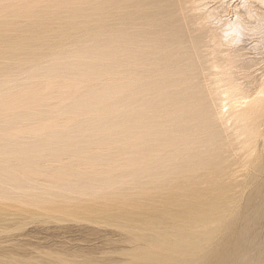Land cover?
<instances>
[{"label":"bare ground","instance_id":"obj_1","mask_svg":"<svg viewBox=\"0 0 264 264\" xmlns=\"http://www.w3.org/2000/svg\"><path fill=\"white\" fill-rule=\"evenodd\" d=\"M25 1L17 0V2H20V5H22L21 3L22 2L24 3ZM58 1H60L61 3L59 2L57 3V1L56 3L54 2L52 5L45 3V9L48 8L47 10L49 11L51 10L50 7H52L53 11H51V13L54 12L55 17L57 16L55 20L58 18L56 20L57 21L56 23L55 21H53L54 23L52 24V26H48V24L51 25L49 22L48 24L46 23L48 20L52 21L51 20L52 18L46 19V17L44 18L43 16V14H45L47 11L45 10L44 13L41 15L42 18H44L42 19L39 15L40 13L38 12V8L36 10V14L31 13V15H33L34 21H32L33 19L29 17L32 22L30 21V19H28L29 21L28 20L27 21L31 23L27 24V26L21 25L23 22H20L19 24V22H17L18 21L17 19H19L20 16H21L20 18H23L24 15H21L22 13L19 15L20 13L19 12L18 13L19 17L17 18V12L19 10L21 11V8H22V6H20V9L18 7L15 8L14 5L16 4H17L16 6L19 5V3L17 2L16 4L14 3L13 5L14 8L17 9L15 10L17 12L12 11L14 8H12V10L9 11V12H12L11 15H13V12L16 13L15 16L17 19L15 17L13 18L14 15L12 17L10 15V19L12 18L13 21L8 19L11 22L9 21L6 22L4 20L5 19L7 20L6 16L7 15L9 16L10 13L8 14L7 12L6 14V12L3 11L5 13L4 15V13L0 12V86L1 88L10 87L8 84L15 81V79H12L14 77H16V81L18 82L17 77L19 75L22 76V74H24L22 71L26 68H27V71L24 70V72L29 73V71H31L32 69L30 70L28 65L33 64V63L38 64L39 72L38 74H35V71L33 70L35 75H32V77H31V73L29 74L30 75L29 79H32L31 81L36 82V84L37 83L40 84L41 80L49 81V80H52L53 78H56L57 81L54 80L53 82H56L57 84L58 79L60 78V76H58L59 78H57L56 76L58 74V73L56 74V71L58 69H64L63 70L64 72L66 69L69 70L72 66L75 65L74 68H71L72 70L71 69L70 70L72 72L73 70L76 69V71H73L74 75L76 74L77 77L81 79V78H85L86 75L90 73L88 71L89 68H94L95 73H96V70H95L96 68L98 72L100 70L101 74H104L101 71L102 68H104L101 63L102 61H105V60H107L106 62H110L109 67H107V69L104 68L105 70L103 71L105 72V74H108L109 77L111 76V78H107L109 79L107 81L108 83H110V85L107 84V81L106 82L101 81V82L106 83L112 88H114V86L117 84L116 81H118L120 86H122L121 83L123 84L128 83L126 84L127 86L123 85L124 87H121V88L118 86L120 88L118 92L119 94H122L123 92L124 94L127 93V96L125 97V99L127 100L126 102L128 104L127 103L125 104L128 105V108H125V107L124 108H125V111L129 109L131 113V116H129L128 119H125L128 121L124 120V117L121 116L122 113L120 114V112L118 111L116 107V105L119 104L117 100L120 101V99L118 98L120 97L119 94H118V97L115 99L117 104L114 105L115 103L114 99H113L114 101L111 99L112 102L109 101L110 99L109 97H111L110 95H104V92L101 90V92L103 93L102 95L103 97H101L100 95L98 96L94 92L95 89L93 90L89 88L88 86L89 82H87V86L92 92L91 91L86 92L87 90L81 91V89L85 87L87 88V86H84L82 88H79L78 86H76L78 88H75V89H77L78 91L80 89L81 92H84V93L86 92V95L83 98H81L79 101L71 99L72 101L70 100L69 101L70 104H69L66 101V99L69 98L70 95L69 97L65 96L67 97L65 98V102H67L68 104L67 106L65 105L62 106L60 101L61 99L63 100V98L61 96H56V97H58V99L60 98L59 100H57V102L59 101V106H62V107L65 106L64 107L65 112H62V114L64 113H68L69 115L71 114L72 115L71 118H72V117H76L75 115L79 116V114L74 113L77 111L78 108H80V110L82 109V111L85 110L88 112L87 113L88 117L83 122L81 120L82 117L81 118L79 117V119L72 118L73 119L72 122L77 120L76 122H78V124L75 123V125H78L77 127L80 128L79 130L81 129L84 130V136H86L88 140V141L85 140L88 143L85 145V147L89 148L88 146H90L91 148V149L89 148V152L86 151L87 149H85L84 151V153L87 152L88 155L92 152V149H93L92 145H94V142L96 144H100L97 146L94 145L96 149H98L99 146L102 145V142L104 140L106 142V145L103 144V147L107 146L108 148L107 144L109 143L111 144L112 138L117 136L116 134L114 136V133L112 132L113 130L112 127L110 128V126H108L109 120L108 121L106 120L107 117L105 118V115H104L105 113L103 114V112H107L108 116L112 117L116 122L126 127L127 132L126 131L125 132L127 135L126 136L127 140H126V144L124 145H127V147L126 146L125 147L129 150V153L131 156H130L129 161L128 162L126 161L127 165H122L124 166L123 169L121 168L122 167L121 166L118 168V170L116 168V170L119 171V169H121L122 170V171L120 170L122 172L121 174H124V173L128 174V176L124 175L126 176V178L130 176H134L137 182L143 177L144 178L146 177V181L149 179L148 182L146 183L143 182L144 183L143 186H145V192H146L145 195L147 194L148 190H151V191L153 190V194L152 192L151 194L155 196L156 200L159 203L162 204L161 208L154 209L153 212L150 215L147 214V216H145L146 214L144 213V211H146V209H149L147 208L149 207V204H145V202L144 204H141V203L136 202L135 200L124 204V206L126 205L128 207H132V208L139 210V212H142V215L144 217L143 216L139 217L138 216L139 212L135 214L132 211L122 213V214H112L110 211L106 212L105 217H107V219L124 220L127 227H128V224H130L129 229H130V234L132 235V236L130 235V237H133L131 239H134L137 242V244L138 242H140V244L144 242L146 243V244H141V245L138 244L137 249L136 247L134 248L135 250L134 254L132 253L134 250H131L132 252L129 251L132 254V255L130 253L128 254V255H131L132 257V261L130 264H264V179L261 180V177L264 174L263 173L264 163L263 164L261 163V161L264 160L261 157V154L264 151V56L257 57L251 52H245V50L250 47V42L245 41V43L241 46V48L237 49L235 52V54H242L244 56V58L239 63L236 64V61L232 56H229L227 53L222 51L218 46H215L212 42L213 33L209 29L204 27L203 22H202V13L200 12V5L203 3V0H95V3L97 2L96 6L92 5L94 3L93 0H92L93 3H91V0L90 1L89 0H86V1L85 0H62V1L58 0ZM9 2L11 3L12 0ZM9 2H6L7 7H9L8 5L10 4ZM32 2H35V1L30 0L29 2L25 3L26 4L25 8L28 7V9H31L29 8V5H32L33 4ZM40 2L41 0H39V4ZM209 2L212 3L213 8L220 9L222 13L224 11H229V12L232 11V9H229L227 5H223L220 2V0H209ZM50 3H52V0L50 1ZM74 3H76L77 5L80 4V6L83 3L82 5H85V6H81L82 7L81 8L78 5L80 9L77 7L78 9L75 10V8L72 9L73 8L72 6H74L73 5ZM34 4L32 6H34ZM47 4L49 5V7L46 8ZM238 5H239V0H237V3L235 5H233V8L238 7ZM255 6L259 10L260 14L264 15V6H261L259 4H256ZM36 7H38L37 3L35 4V8ZM4 8L6 9V6ZM43 9L44 7L42 8V10ZM24 10H27V9H22L21 12H25ZM31 10H29V12ZM0 11L2 10L0 9ZM91 11H92V14L90 16ZM74 12L78 13L77 16L74 14ZM72 13L74 15L70 16V14ZM240 14L244 15L243 9L240 10ZM28 15H25V17L23 18L25 19L24 20L25 22H26V17H28ZM48 15H50L48 17H51V15L53 14L49 13ZM14 19L16 20L14 21ZM40 20H45V22H42ZM20 21H22V19H20ZM4 24L8 25L9 29L11 27H14V30H12V32L9 31V29H6L4 27ZM19 25L23 27H20ZM196 30H197V33H194L193 31H196ZM190 33H193L195 34V35L192 34L193 36H198V37L185 38L184 34H188L191 36ZM188 43H190L191 45H194V51L192 54H188L190 52L189 51L190 49L186 50V48H188L187 46H190L188 45ZM68 45H71V47H68L70 50L67 49ZM184 51H187L188 53L185 54ZM201 51L202 52L205 51V53L207 52V54L199 57L198 54L200 55ZM71 60L74 61L73 64ZM202 60H204L203 62L204 65L202 64ZM187 62L188 63L190 62L189 64H192L191 70L186 69L185 66L187 65ZM37 64L35 66H37ZM69 65H72V66L69 67L68 69ZM30 68H33V66L30 65ZM6 70H8V73ZM205 71L206 73L208 72L205 75H209L208 77H210V82L207 80L208 82L207 86L208 87L210 86V87L209 89L207 86L205 87L207 88V90H205L201 85V82L202 81L204 82V80H201L202 73ZM64 73L67 75L68 71ZM64 73L62 74V78L65 75ZM70 75L71 73L67 75L68 78L70 77ZM76 75H75V78H76ZM24 76L26 77L27 75L24 74ZM112 76H115V80L118 78L116 81H114L116 84L111 83ZM19 77L18 79L20 80L21 77L20 78ZM104 77H102L103 80H104ZM10 78L12 80H10ZM22 78L28 80V78H24L23 76ZM89 78H91V76L88 77L87 75V77L84 80L88 81ZM71 79L68 80V83L71 82ZM73 79L72 81L74 82ZM97 79L99 78L97 77ZM27 80H22V81L20 80V81L25 82L23 85L30 86L28 85V82L30 80L26 84ZM84 80L83 82L82 81L80 82L82 83L81 85L84 84ZM63 81H60L62 82V85L61 83H58V86L61 85L60 90H61V87L63 86ZM66 81L64 82L67 83ZM92 82L94 83L95 81H92ZM15 83L16 82L11 83V84L14 85ZM18 83L19 84L16 83V85H14L16 88H17V85H22L20 82ZM47 83L46 85H48ZM80 83L78 82V84ZM96 83L98 85V82ZM36 84L33 85L34 88L36 86L40 87L41 85V84L40 85L38 84L36 85ZM75 84L73 86H75ZM106 84H102V85L105 87ZM181 84L182 86L183 84H187L188 88L184 90V88L181 87ZM53 85L54 83L52 84V86ZM14 86L11 88L12 89L15 88ZM101 86L95 87V85H93V87L99 88V89L101 88ZM177 86H180L179 89L182 88L184 90V91L182 90L183 93L178 94V91L176 88ZM26 88L24 89L23 87L21 88V90L22 89L26 90ZM47 88H44V90L45 89L47 90ZM117 88H115L116 89L114 92L115 96H117L116 95L117 90H118ZM12 89L10 91L11 93L13 91ZM19 89L17 90L14 89L16 92L15 91L13 92L17 93ZM41 89L42 87L39 88V90ZM67 89L69 90V88ZM71 89L73 90L74 87ZM75 89L74 91H76ZM35 90H38V88L36 87ZM60 90H58V92H61ZM3 91L5 92V90ZM30 91L32 92L33 89ZM54 91H56V89ZM78 91L74 93L78 94ZM19 93L20 92H18L17 94ZM38 93L42 95L41 92H38ZM52 93L49 92V94H52ZM55 93L57 94V92ZM67 93L70 94L69 91ZM8 94L6 95L4 94V95L7 96ZM47 94L48 93H46V95ZM80 94H82L83 96V93H80ZM12 95L13 94H11V96ZM27 95L24 96L23 94L22 96L27 97ZM47 96L49 99V95ZM106 96H109V97H107L106 99ZM8 97H10V95H8ZM43 97L47 98L46 96H43ZM1 98L2 97L0 96V99ZM20 98H17V99L13 98V100L11 99L12 101L10 103L18 107L27 105L25 107H28V108L34 105V101H32L34 98L33 99L30 98L32 100H27V101L26 100L22 101ZM45 98H42L44 105H42V101L40 102L41 104L39 102L37 103V105L38 104L42 105L41 107L38 105V109L40 108L42 109V107L43 109L45 108L46 101L44 102L43 100ZM75 98L76 97H74V99ZM5 99H8V98L6 97ZM26 99H28V97ZM53 99H56V98H53ZM76 99H79L78 96ZM125 99L121 100V102L125 101ZM37 100H39L38 97H37ZM53 101L54 103H52V101H48V102L49 103L51 102L50 106L54 104V108L56 109H52L51 107L48 106L49 104L47 103L48 105L46 106L47 108L45 110H47L48 107L50 108L49 111H51V109L54 111L57 110V107L55 106L58 105V103L55 102L56 100H53ZM6 104L8 103L6 102ZM62 104H65V103L63 102ZM13 105H11L12 106L11 108L15 109ZM37 105L35 104L36 107ZM64 108L62 109L63 111H64ZM124 108L122 107V109ZM16 109L14 113L19 111V113H22L20 115H23V112L26 114L27 110L31 111L34 108L33 109L26 108V110L24 108L23 111L20 110L19 108H18L19 110H16ZM45 110H41L38 113L39 114L41 113V116H42V111H45ZM3 111L4 110H2V112ZM30 111L27 112V115L29 116L28 118L31 120L32 117H30L29 114L32 113L33 111L32 112ZM49 111L48 112L45 111V112L50 113ZM58 111H56L57 115H58ZM125 111H124L125 114L123 113L124 116L126 115ZM35 112L36 111H34V113ZM38 113L36 112V114ZM53 113L51 112L48 117L50 118L51 114L54 115ZM6 114H8V116L11 115L8 112ZM179 114H180V117H178ZM4 115L3 117H5ZM27 115L23 117L24 119L26 118L25 122H28L29 126L33 125L35 121L33 122L30 121L31 123L29 124V119L27 118ZM47 115L48 114H46L44 117L48 120ZM41 116L39 118H43V116L42 117ZM186 117H189V119L186 120L187 124L184 125L183 129L181 127H180L181 129L178 128L179 130H181V132L175 131L174 125L178 124L179 122H184L185 119H187ZM6 118H7V115H6ZM21 118H19V116H15V117L13 116L12 120H8L6 122L12 121L13 123L14 120L16 122V120L18 119L20 120ZM33 118H35L34 115H33ZM45 118H43V120L41 119L42 122L44 121L43 123H45V120H46ZM69 118L67 119L69 120ZM1 119L3 118H0V120ZM57 119L59 121L62 120V118L60 117L59 119L58 116L56 120ZM38 120L41 121L40 119ZM194 120H197L201 124L198 130H196V126H193L190 124V122ZM1 121L0 123L2 125L4 120L3 122ZM63 121L64 120H62L61 122ZM79 121H81V123H79ZM212 121L214 123V126L215 125L217 126V124H220L224 126L225 128L229 127V129H227L228 133H225L226 129H224V127H222L223 129L221 130H219L220 127H217V128L219 132L221 131V133L223 132L222 130H225L224 132L225 134L223 133L224 136L221 134L220 138H222V136L228 137L226 139L231 138L232 143H230V145H233L234 148L236 146V149L234 150V152L236 151L235 154L237 153L236 155H238L240 158L239 159L237 156L238 161L240 162V160L242 159L241 161L243 162V159H245L244 161H247L248 159L250 161L248 163L250 164L255 159L257 161L255 165L257 167V171H259L258 173L260 174L263 173L262 176L261 175L259 176L260 179L257 176L256 177L258 179H254V182L255 180L257 181L261 180V183L257 187L254 186L256 187V191L254 190V188H253V191L250 190L249 196L252 194V192L254 194L247 199L245 205L243 206L239 204L240 199H237L236 195L232 194L234 192L232 191V188L235 187V186L233 187V183H232V180L235 178L232 175V173H234L232 169H235L234 167L235 165L233 163H235L237 160H236V157L234 158L235 156L234 153H233L234 155L233 154L231 155L233 151L231 152L230 150L234 148L232 147V149H230L231 146L229 148L228 147L225 148L227 151L231 152V153L228 152L230 156L228 155V153H227V156L226 154L224 156L221 153L219 154V152L217 154L213 153L209 156L207 154L211 152L210 147L213 146L215 147V149H217L216 146L217 145L219 146L218 142H221L222 140L218 141L217 139L218 136L216 135L217 133L215 132V130H214L215 134H212L211 133L212 131L210 132L211 136H207L209 132L208 134H205L204 132L203 136L204 137L207 136L206 138L201 137L200 134H199L200 138H198L197 136L198 135L197 132L200 129L201 131H205L202 129L205 128L207 125H209L208 123L210 122L212 123ZM22 122L21 123L24 126V121ZM50 122L53 123L52 121ZM67 122L68 121H66L65 123ZM46 123H48V121H46ZM7 124L4 122L3 125L8 126ZM25 124L26 126H28L27 123ZM179 126L181 125L178 124V127ZM10 127L8 129H12L11 131H13L14 127L13 128L12 127L10 128ZM37 127L38 128H35V130H32L31 128L32 131H30V128L28 127L29 132L25 136L28 135L29 137L27 136L28 139L21 138L22 140H18L19 138H17V136L11 132H10L11 134H9V132H7V128H5L7 134L2 133V132L0 133V182L3 187L6 183L8 184V178L10 177L9 175L10 173H12L10 172V166H11L10 160L11 159H19V163L17 164L18 162L17 161L16 163H13V165L17 164V167H18V169L16 168L17 171L20 170L21 171L20 173L23 174L25 170L26 171L28 170L26 168H28L29 165L31 166L33 165L32 167L35 166L37 171L43 170L45 165H44V162L42 161H44V158L46 160L48 159L47 164H49L51 156L53 154L63 159L62 160L63 162L65 161V159L68 160L67 158L71 152L72 153L78 152L76 151L77 149L75 150L76 145H73L71 142H69L70 137H72L71 139L74 140V137H73L74 135L71 136L70 135L71 131H67L68 128L66 127V124L58 123L57 125L56 124L52 125V127H50L52 129L50 130L49 128V132L47 131V129L46 130L44 129V128H47L45 126L44 127L37 126ZM40 127H43V130L47 132L43 133L44 132L43 131L41 133ZM68 127L70 128L71 126H68ZM117 127L118 126H116L115 128ZM3 128L4 127L2 126L1 129ZM217 128H216V131H217ZM20 129L23 130L22 127ZM70 129L72 130L73 128L71 127ZM193 129L194 131L192 132V134L195 133L194 136H197V138L188 139V137H186V133L188 131H190L191 133ZM25 130L26 129H24L23 131ZM15 132H17V130H15L14 133ZM25 132L23 133L25 134ZM74 132L77 133L79 131L76 130ZM99 132L101 133L103 132L102 135L101 133L99 134ZM114 132H115V129H114ZM120 132L122 133V131ZM21 133L19 135H24ZM96 133L99 134L100 136H103L105 134L106 137L108 135L110 140L107 139L108 137L107 138L105 137L106 140L104 138L103 140H101L102 142L99 139H96V141L97 140L99 141V142L97 141L98 143L96 141L94 142L91 141L90 138L92 139V136L96 137L97 135ZM77 134L79 135V133ZM99 135H97L98 138L100 137ZM212 135L214 136L216 135L217 138L216 136L214 137ZM81 136L79 135V138H81ZM40 138L41 140L43 139V145L41 146V149H38L40 151H38L36 146H38L39 143L36 144L35 139H39L38 141H36V142H39ZM79 138H76L75 140L76 142L78 139V147L81 145L79 142L80 141L82 142L83 140V138L82 140H79ZM100 139H102V137ZM223 139L225 140V138ZM107 140H109V143H107L108 142ZM123 140L124 139L122 137L121 138L118 137V140L116 138L115 141L120 143V141L122 142ZM33 143L35 145V150H37V153L34 154V156H36L37 159L36 160L33 159L35 160L34 162L28 159L31 162H28V161L26 162L25 161L26 158H29L30 156V151L31 150L35 151L33 147L34 145L31 146ZM59 143L64 144V145L60 146ZM113 143L115 142H112V144ZM119 143L117 145H120ZM122 143H121V146L123 147ZM223 143L228 144L227 142H223ZM223 143L220 145L221 146L224 145L223 146L224 148L225 144ZM179 144H182L181 147L184 145V147L181 148L180 150H177L176 147L179 148L180 147ZM214 144H217V145L214 146ZM83 145L81 146L84 147ZM114 145L115 144H113V146ZM29 146L32 147L31 150L28 148ZM58 146L63 147V148L60 149V147ZM121 146L119 148H122ZM103 147H100L102 152L105 151V148L103 149ZM71 148H72V151H71ZM84 148H82V150ZM79 149H80L79 150L80 152L81 147ZM93 150H95V148ZM98 150L96 151L97 153L99 151L101 152V150L99 151ZM115 150L116 148L114 150L108 149L107 152L108 153L111 152L110 154L111 156ZM226 150L225 151L222 150V151L227 152ZM46 153L48 155L49 153L51 154L50 158H46V156L48 157ZM68 153L69 155L67 156V158L64 159V157ZM94 153L92 152L90 156L87 155L88 158L84 156L85 161H89V163L94 162L96 164L97 161L95 162V160H92L96 156L95 155L92 158V155ZM118 153H121V152H118ZM44 154L45 156H43ZM76 154L77 153H75V155ZM78 154H77L78 157L82 156V159H84L83 155L85 154L82 155V152ZM102 154L99 156L97 155L96 159L97 157H99V158H102L101 160L103 161V159L107 155L104 157ZM205 154L208 157L202 156V155L205 156ZM71 155L69 156V158L71 157ZM75 155L72 156L71 160L73 159ZM110 156H107V157L111 159V157L114 155H112L111 157ZM57 157L52 158V159H57ZM60 158L58 159L59 161H61ZM79 158H76V159H78L77 162L80 163L79 160L81 158L80 159ZM251 158L252 159L254 158V159L252 160ZM232 159L236 160L235 162L232 163L233 165L231 164V161H234ZM71 160H69V162H71ZM116 160H115V163L117 162L118 163L120 162V164L123 163L122 159H121L122 163L120 160L117 162ZM83 161L81 160V162ZM106 161L108 162L109 160L104 159L105 163H107ZM109 162H108L107 168L112 166L109 164ZM239 162L237 163L238 165H239ZM84 163L85 162H83V164L81 163L80 167L84 165ZM50 164L49 166L52 165ZM101 164H97V165H101ZM244 164L246 165L247 163L244 162ZM249 164H247V166ZM90 165L88 166L90 167ZM231 165L234 168L233 167L231 168ZM72 166H75V164L71 165V167ZM88 166L85 165V168H87ZM103 166L101 168L102 171L99 169H98L99 171H96V169L93 168V170H95L94 172L93 171L86 172V175L88 174V177L90 176L89 174L92 175V173H94L93 174L94 177L90 176L93 178L92 179L93 182L82 184V181L78 182V180H76L77 184L78 183L81 184V185L79 184L80 186L78 187L79 191L77 190V188H74V187L72 188H74L77 191V193L83 192L84 197H85L84 192H88V191L90 192L92 190H96L97 188H98L97 190L100 189V191L101 190L103 191V186L105 185V182L109 184L111 183L110 181L115 180V179H112L114 178L113 175L110 176L111 171L115 169L114 168L111 169L110 167V169H108V171L106 172H109L108 176L112 178L108 180L107 179L108 176L106 175L107 177L104 179L105 180L107 179L109 182L103 181L102 173L104 172L105 169L107 170L106 166L105 168ZM249 166L247 168H249ZM253 166L251 164V167ZM54 167L55 166H53V168ZM92 167L97 168L98 166H94L93 164ZM53 168L48 169V172L50 173V170ZM55 168L53 169L51 173L57 172V170L55 171ZM76 168L79 169L78 165L76 166ZM12 169L13 170L11 171H15L13 167ZM63 169H65V167ZM63 169L61 171H64ZM77 169H76L77 174L83 173L82 171L84 169L83 170L82 169L77 170ZM253 169L254 168H252L251 170L253 171ZM235 170H237V168ZM261 170H262V173H261ZM117 171L116 172L113 171V174L117 173L119 175H116V176H120V172L118 173ZM65 172H68V171H65ZM239 172L240 170L238 169L237 175H239ZM42 173L43 171L40 174ZM236 173H234V175ZM14 174L16 175V171ZM67 174H69V172ZM67 174H65V176ZM247 174H248V171H247ZM56 175H54L55 178H56ZM61 175L59 173V180H60ZM82 175L83 177L86 176L85 174H81V176ZM12 176H13V173H12ZM21 176L23 178V175H20L19 178ZM122 176L123 175L120 176V179H122L121 178ZM170 176H175L176 178L171 180L169 178ZM164 177H168L169 181L166 178L167 182H165ZM237 177L240 179L239 176H236L235 179H237ZM15 178L16 177H13L14 180L13 179L11 180L13 184H14V181L18 182L16 183L18 184L17 185L18 188H21L19 187L21 183L23 184L25 183L29 186L33 185V184H29L32 181V179L27 178V175H26V179L24 178L25 180L24 182L20 181L22 178L20 179L16 178V180ZM126 178L124 177V179ZM202 178H203V182H199ZM215 178L219 179V182L217 181L218 183L214 182L213 179ZM11 180L9 181L10 183H11ZM59 180L58 182L57 180H54V181H56V184H58V183H61V181L59 182ZM64 180L62 181V183L64 182ZM51 181H50V185L52 184ZM127 181L123 182L124 186L127 185L126 183ZM19 182L21 183L19 184ZM248 182L249 180H247V184L250 185V183ZM254 182L252 183L255 185L256 182L255 183ZM10 183L9 185H12V183L11 184ZM39 183L41 182H38V184ZM153 183L155 184L157 183V186L152 185ZM25 184L22 187H25L27 189V187L29 186H25ZM64 184L65 186L68 187L67 181H65ZM115 184H117V181ZM257 184L258 182L256 183V185ZM60 185L61 184H59V186L57 187H59V190L61 191L64 185H61V186ZM139 185H142V182L139 183ZM150 185L152 188L151 187L148 188V186ZM244 185L246 186V184ZM35 186H38V185H35ZM35 186L33 188L38 189V187L40 188L42 185L38 187H35ZM71 186L69 187L71 188ZM108 186L110 187V185ZM250 186L249 188L248 187L247 188L252 189V186L251 187ZM12 187L10 188L13 189ZM44 187L46 188V186ZM15 188H16L15 189L16 192L20 191L18 190L17 187ZM33 188L30 187L29 189L32 190ZM42 188L41 190H43ZM107 189H111V188H107ZM146 189L148 190L146 191ZM75 190L73 192L72 189H69L68 192H73V194H76ZM161 190L162 191L168 190L169 194L168 193L167 195L162 194ZM12 191L14 192V190ZM33 191L34 193L30 195L32 197L34 195L35 197V190ZM45 191L43 192L44 194H46ZM67 191L65 190V193L68 194ZM113 191L114 190H112V192ZM154 191H156L155 194H154ZM105 192H103L102 195H104ZM38 193L40 192H37V195H39ZM43 193L41 192V194ZM59 193L61 194L62 192H59ZM148 193L150 194V192ZM157 193L161 194L159 198L157 197L158 196ZM3 194H6V193H2V195ZM17 194L18 192L15 193V195ZM52 194L56 196V192L54 193L52 192ZM127 194L131 195V193H127ZM30 195H29V198L31 197ZM98 195H101V194H98ZM105 195L106 197L107 195L108 196L111 195V197L114 196V195L112 196V194L110 195L105 194ZM120 195L122 194L120 193ZM162 195H165V196H162ZM87 196H90V195L87 194L86 197ZM26 197H28V195ZM47 197H49V195ZM1 198H4V197L2 196ZM39 198L42 199L41 195L39 196ZM113 198L115 199V196ZM238 198L240 197L238 196ZM13 200H16V197ZM39 200L38 202L39 204H41ZM146 200L151 201V199H146ZM45 201H46L45 203L50 202L49 199H48V202L46 199ZM146 232L148 235L146 234ZM148 232H150V234ZM133 246H134V243H133ZM128 258L129 260L131 259L130 256H128ZM111 262L112 261H110V263ZM103 264H105V262Z\"/></svg>","mask_w":264,"mask_h":264},{"label":"rangeland","instance_id":"obj_2","mask_svg":"<svg viewBox=\"0 0 264 264\" xmlns=\"http://www.w3.org/2000/svg\"><path fill=\"white\" fill-rule=\"evenodd\" d=\"M9 1H11V0H9ZM9 1H7V0H5V2H4V0L2 1L1 0V2H0V9L2 10V11H0V12H2V13H4V12H6V14H7V12H8V14H9V16L7 15L6 17H7V20L5 19H3L4 21H9L8 19H10V15L12 14V12H9L10 10H12V8H14V6H15V8H19L20 9V6H22V8H21V11H22V9H27V10H24L25 12H21L19 9V11L17 12V11H15V10H17V9H13L12 11H15V12H17V18L19 17L18 16V13H19V15L21 14V15H24V17H25V15H31V13L33 14V13H35L36 14V10H37V8H38V12L40 13L39 15H40V17L42 18V14L44 13V11L46 10L47 12L45 13V14H43V16H44V18L46 17V19L47 18H52L51 20L52 21H47L46 23L48 24V22L51 24V25H49L48 24V26H52V24L54 23L53 21H55V23L57 22L56 20L58 19H56L55 20V18L57 17H55V14H54V12L53 13H51V11H53V9H52V7H50L51 8V10H47L48 8L47 7H49V5L48 4H50V5H52L54 2L56 3V1H57V3L59 2V3H61L60 1H58V0H52V3H50V1L51 0H48V2H47V0H41V2H40V4H39V0L37 1V0H31V1H35L37 4H38V7H36L35 8V2H32L33 4H34V6H32V5H29V8H31V9H33V10H31V9H28V7H26L25 8V3H27V2H29L30 0H22V1H25L24 3L22 2L21 4L22 5H20V2H17V0H12V2L10 3ZM13 1H15V2H13ZM18 1H20V0H18ZM46 1V2H45ZM62 1V0H61ZM86 1V0H85ZM90 1V0H89ZM94 1V3H95V0H93ZM93 1L91 0V3H93ZM6 2H9L10 4H8L9 5V7H7V5H6ZM16 2L17 3H19V5L18 6H16L17 4H16ZM88 2V1H87ZM86 2V3H87ZM2 3V4H1ZM14 3L16 4V5H14ZM31 3V2H30ZM45 3H48L47 5H46V8L47 9H45ZM77 3V2H76ZM76 3H74L73 5L74 6H72L73 8L72 9H74L75 8V10L76 9H80V7L81 6H85V5H82L81 4V6H80V4H78L80 7H78V5L76 4ZM85 3V4H86ZM92 4L93 6H96L97 4V2L95 3V4ZM24 4V5H23ZM75 4H76V6H75ZM4 5V6H3ZM14 5V6H13ZM43 5V6H42ZM3 6V7H2ZM6 6V9L4 8ZM31 6V7H30ZM37 6V5H36ZM87 6V5H86ZM24 7V8H23ZM44 7V9L42 10V8ZM78 7V8H77ZM3 8V9H2ZM49 8V9H50ZM82 8V7H81ZM35 9V10H34ZM29 10H31L30 12H29ZM4 11V12H3ZM33 11V12H32ZM56 11V10H55ZM37 12V13H38ZM24 13H26V14H24ZM28 13V14H27ZM50 13V14H53V15H51V17H48V16H50V15H48V14ZM15 14L16 13H14L13 12V15H11V17L13 16V18L15 17L16 18V16H15ZM46 14H47V16H46ZM74 14L77 16V12L75 13L74 12ZM73 13L72 14H70V16L71 15H74ZM91 14H92V11H91V13H90V16H91ZM4 15H5V13H4ZM28 15V17H26V22L24 21L25 19H23V18H20L19 17V19H17L18 21L17 22H19V24H20V22H23L21 25H23V26H27V24H29V23H31L32 21H34V19H33V15H31V16H29ZM75 16V17H76ZM5 17V18H6ZM32 18L33 20L31 21V19L30 18ZM44 18H42V19H44ZM16 19H14V21L16 20ZM20 19H22V21H20ZM28 19H30V21L31 22H28L29 20ZM10 20H12L13 21V19L11 18ZM28 20V21H27ZM40 21H42V22H45V20H40ZM39 21V22H40ZM9 22H11V21H9ZM28 22V23H27ZM26 25H25V24ZM21 25H19L20 27H23V26H21ZM11 26V25H10ZM47 26V25H46ZM4 27L6 28V29H9V26L8 25H5L4 24ZM8 27V28H7ZM24 28H26V27H24ZM12 30H14V27H11L10 29H9V31H11L12 32ZM192 32V31H191ZM194 33H197V30L196 31H193ZM200 32V31H199ZM198 32V33H199ZM202 32V31H201ZM108 33H110V32H108ZM191 34V36L190 35H188V34H184V36H185V38H190V37H198V36H193V35H195V34H193V33H190ZM193 34V35H192ZM200 34V33H199ZM198 34V35H199ZM188 45H190V46H187L188 48H186V50H189L190 52L188 53L187 51H184L185 52V54H192L193 53V51H194V45H191L190 43H188ZM68 47H71V45H68L67 46V49H69ZM192 47V48H191ZM192 49V50H191ZM70 50V49H69ZM203 50H204V48H203ZM204 53H205V51H203ZM202 51H201V54L199 55L198 54V56L199 57H201V56H204V55H206L207 54V52L204 54ZM72 61V60H71ZM107 60H105V61H102V66L105 68V69H107V67H109V64H110V62H106ZM195 61H196V59H195ZM73 62L74 61H72V64H73ZM203 62H204V60H202V64H203ZM94 63H96V62H94ZM93 63V64H94ZM108 63V64H107ZM190 63V62H189ZM188 62H187V65L189 64ZM37 63H33V64H30L31 66H33V68H30V65H28V67H29V69L33 72H31V71H29V73L28 72H24V70L25 71H27V68L26 69H24L22 72L24 73V74H26L27 76L25 77L24 76V74H22V76L24 77V78H28V80L27 79H23L22 78V76L21 75H19L20 77H21V81L22 80H27L26 81V84H27V82L30 80H32V79H29V77H30V73H31V77H32V75H35V74H38V72H39V66H38V64H37V66H35ZM200 64V63H199ZM198 64V65H199ZM40 65V64H39ZM183 65H185V64H183ZM185 66L186 67V69L187 70H191V67H192V64H189L188 66ZM197 65V66H198ZM204 65V64H203ZM202 65V66H203ZM72 65H69L68 66V69H69V67H71ZM75 66V65H74ZM74 66H72L71 68H74ZM184 67V68H185ZM188 67V68H187ZM70 68V69H71ZM104 68H102V73H104V74H101V72H100V70H99V72H98V70L95 68V70H96V73H95V71H94V68H89L88 69V71L90 72V73H88V71H87V75H88V77H90L91 76V78H89V80L88 79H86V80H88V81H85L84 79L87 77V75H86V77L85 78H81V79H83L84 80V84L83 85H81L82 83H80L81 81L83 82V80H81V79H79V77H77V75H76V78H75V75H74V72L73 71H76V69L75 70H73L72 72H71V70L69 69V70H65L64 72H66V71H68V73H67V75L69 74V73H71V75H70V77L68 78V76L63 72V70L64 69H58L59 70V72H58V70L56 71V74H54V75H56L57 76V78H59L58 76H60V78L58 79V82H57V84H56V82H53L54 80L55 81H57L56 80V78H53L52 80H49V81H47V80H41L40 81V84L39 83H37L38 85H40V87L39 86H36L37 88H38V90H35L36 89V87L34 88V84H36V82H33V81H29L30 82V84H29V82H28V85H30V86H27V85H23L25 82L23 81V82H21L19 79H18V77H17V80H18V82H20L22 85H17V88L14 86V85H16V83L17 84H19L17 81H16V77H14V78H12V79H15V81L14 82H16L14 85H12L11 83H14V82H11V83H9L8 85L10 86V87H7V88H1V86H0V96L2 97L1 99H0V108H1V110H0V118H3V119H1L0 121L1 122H3V120H4V122L8 125V126H6V125H3L4 124V122L2 123V125H1V123H0V126H1V128H2V126L4 127L3 129L5 130V132H4V130L3 129H1L0 130V133L2 132V133H5V134H7V132H9V134H11V133H13V134H15L16 136H17V138H19L18 140H22L21 138H26V139H28V137L27 136H25L26 134H28V132H29V128H30V131H32V130H35V128H38L37 126H45V127H47V128H44L45 130L47 129V131L49 132V128L50 127H52V125H57L58 123H64V124H66V127L68 128V130L67 131H71L70 132V135L72 136V135H74L73 137H74V140H72L71 138L72 137H70V141L69 142H71L73 145H76V147H75V150L76 151H78V152H75V153H81L82 152V155L83 154H85V155H83V158H84V156H86L87 157V152H85L84 153V151H85V149H87L86 151H88L89 152V148H90V146H88L89 148H87V147H85V145L86 144H88L86 141H88L87 140V137L86 136H84V130H79L80 128L79 127H77L78 125H75V123L76 124H78V122H76L77 120H75L74 122H72V118H78L79 119V117L81 118L82 117V122L84 121V120H86V118L88 117V112L87 111H85V110H83L82 111V109L80 110V108H78L77 109V111L76 112H74L75 114H79V116L78 115H75L76 117H72L71 118V114L69 115L68 113H64V114H62V112H65V106H67V104L69 103L70 104V100L72 99V100H77V101H79L81 98H83L85 95H86V92H89V91H91L90 89H95L94 90V92L99 96H101V97H103L102 95H103V93L101 92V90L104 92V95H110L111 97H109V96H106V99H107V97H109L110 99H109V101H111L112 102V100L114 99H116L117 97H118V92H119V89L121 88V87H124L123 85H126V84H128V83H126V84H123V83H121L122 84V86H120V84L118 83V81H116L115 80V76H112V81H111V83H114V84H116L114 81H116L117 82V84L115 85V86H119L118 88L117 87H115L114 86V88H112V87H110L109 85H110V83H108V81L107 80H109V79H107V78H111V76L109 77L108 76V74H105V72H103L105 69ZM190 68V69H189ZM92 69H93V71H92ZM35 71V74H34V71ZM62 70V71H61ZM7 71V73H8V70H6ZM61 71V72H60ZM208 71V70H207ZM5 72V71H4ZM21 72V73H22ZM65 74L64 75V77L62 78V74L63 73ZM92 72H93V74H92ZM6 73V72H5ZM28 73V74H27ZM95 73V74H94ZM98 73V74H97ZM101 75H100V74ZM208 73V72H207ZM206 73V71L205 72H203L202 73V77H201V80H204V82L202 81L201 82V85H202V87L205 89V90H207V88H205L206 86H207V84H208V82H207V80L210 82V77H208L209 75H205V74H207ZM61 74V75H60ZM96 74H97V76H96ZM90 75V76H89ZM103 75V76H102ZM56 76H54V77H56ZM73 76V77H72ZM96 76V77H95ZM105 76V77H104ZM206 76H207V78H206ZM19 77V78H20ZM66 77V78H65ZM71 77H72V79L73 78H75V79H73L74 80V82L72 81V79H71ZM97 77L99 78V79H97ZM102 77H104V80L102 79ZM61 78H62V80H61ZM93 78V79H92ZM11 78H10V80H12ZM67 81H66V80ZM69 79H71V82L73 83H71V82H69L68 83V80ZM78 81H77V80ZM92 79V80H91ZM10 80H9V82H10ZM66 81L67 83H65L64 81H63V86L61 87V90H60V86L62 85V82H60V81ZM80 80V81H79ZM111 80V79H110ZM48 84V85H46V83ZM92 81H95L94 83L92 82ZM101 81H103V82H106L107 81V84H109V85H107L106 83H102ZM54 83V85H55V87H54V85L52 86V84ZM78 82L80 83V84H78ZM87 82H89V84H88V86H89V88H88V86H87ZM93 83V85H95V87L96 86H101L102 84H106L105 85V87L102 85L101 86V88L99 89V88H95V87H93V85H92V83ZM96 82H98V85H97V83ZM58 83H61V85L60 86H58ZM65 83V84H64ZM76 83V84H75ZM86 83V84H85ZM91 83V84H90ZM96 83V84H95ZM11 84V85H10ZM36 84V85H37ZM50 84V85H49ZM75 84V86H73ZM119 84V85H118ZM210 84V83H209ZM66 85V86H65ZM81 85V86H80ZM92 85V86H91ZM15 87V88H11V87ZM20 86V87H19ZM47 86H48V88H47ZM51 86H52V88H51ZM68 86V87H67ZM70 86H71V88H73L74 87V89L75 88H82V87H84V86H87V88L85 89V88H83V89H85V90H83V89H81V91H86L85 93L84 92H81L80 91V89H79V91L77 90V89H75L76 91H74V89L72 90L71 88H70ZM76 86H78V87H76ZM127 86V85H126ZM187 86V84H183V86H182V84H181V87H183L184 88V90H186L187 88H188V86ZM24 87V89L26 88V87H28V88H26V90H24V89H22L21 90V88H23ZM42 87V89L41 90H39V88H41ZM69 88V90L67 89V88ZM93 87V88H92ZM179 87L180 86H177L176 88H177V91H178V94L179 93H183V89L182 88H180L179 89ZM208 87V86H207ZM210 87V86H209ZM209 87H208V89H209ZM9 88H11L13 91H15V90H17V89H19L18 90V92H20L19 94H17V93H14L13 91H12V93L10 92L11 91V89H9ZM30 88V89H29ZM44 88H47V90L45 89L44 90ZM51 88V89H50ZM66 88V89H65ZM115 88H117L118 90H117V93H116V95L117 96H115L114 95V92H115ZM15 89V90H14ZM33 89V91L31 92L30 90H32ZM50 89V90H49ZM56 89V91H54ZM63 89V90H62ZM71 89V90H70ZM99 89V90H98ZM3 90H5V92L3 91ZM43 90V91H42ZM49 90V91H48ZM58 90H60L61 92H58ZM69 91V93L70 94H68L67 92ZM182 92H181V91ZM28 91V92H27ZM36 91V92H35ZM47 91V92H46ZM66 91V92H65ZM78 91V94H76V93H74V92H77ZM108 91V92H107ZM4 92V93H3ZM8 92H9V94H8ZM16 92V91H15ZM23 92V93H22ZM30 92V93H29ZM38 92H41L42 93V95L41 94H39ZM49 92L50 93H52V94H49ZM55 92H57V94L55 93ZM92 92V91H91ZM111 92V93H110ZM13 94L12 96H11V94ZM46 93H48L47 95H49V99H48V96L46 95ZM55 93V94H54ZM80 93H83V96H82V94H80ZM110 93V94H109ZM6 94H8V95H10V97H8V95L7 96H5ZM15 94V95H14ZM17 94V95H16ZM24 94V96H26L27 94V97H28V99H26L27 97H24V96H22ZM26 94V95H25ZM32 94V95H31ZM34 94V95H33ZM75 94V95H74ZM5 97H4V96ZM37 95H39V96H37ZM69 95H70V97H69ZM21 98H20V97ZM32 96V97H31ZM38 97V99L39 100H37V97ZM41 96V97H40ZM43 96H46L47 98H45V97H43ZM56 96H61L62 98H63V100L61 99V101H60V103H61V105L63 106V105H65L64 107H62V106H59V101L57 102V100H59L58 99V97H56ZM64 96V97H63ZM65 96H67V97H69V98H67V97H65ZM77 96H78V98L79 99H76L77 98ZM80 96V97H79ZM119 96L121 97H118L119 99H120V101L119 100H117V102H119V104L118 105H116V107H117V109H118V111L120 112V114H121V116H123L124 117V120L125 119H128L129 118V116H131V113H130V111H129V109L128 110H126L125 111V108H128V103L126 102L127 100L125 99V97L127 96V93L126 94H124V92L122 93V94H119ZM8 98V99H5V98ZM36 97V98H35ZM74 97H76L75 99H74ZM3 98H4V100H3ZM13 98H15V99H17V98H20L22 101H27V100H32L33 98L36 100H32V101H34V105L32 106V107H29V108H31V109H33V110H29L30 112H32V113H28L29 115H30V117H32L33 118V115H34V117L35 118H31V120L28 118L29 116L27 115V112H29L28 110H27V112H26V114L23 112V115H20V114H22V113H19V111H17V112H15L14 113V111H15V109L16 110H24V108H25V110H26V108L27 109H29L28 107H25V106H27V105H23V106H15V105H13V104H11L10 102L13 100ZM30 98H32V99H30ZM42 98H45V99H43L44 100V102L46 101V104H45V108L43 109V107H42V109L40 108V109H38V105L41 107L42 105H44V103H43V101H42ZM53 98H56V99H53ZM65 98H67L66 99V101L68 102H65ZM12 99V100H11ZM48 99V100H47ZM112 99V100H111ZM125 99V101H122L121 102V100H124ZM8 100V101H7ZM53 100H56L55 102H57L58 103V105H56L55 107H57V110L56 111H60V113H59V111H58V115H57V113H56V111H54V110H52V109H56V108H54V104L52 105V106H50L51 104V102L49 103L48 101H52V103H54V101ZM71 100V101H72ZM113 100V101H114ZM4 101V102H3ZM9 104V106H8V104H6V102ZM42 101V105H40L41 102ZM40 103V104H38L37 105V103ZM65 103V104H62V103ZM115 103H114V105L115 104H117V102H116V100L114 101ZM4 103V104H3ZM25 103V102H24ZM49 105H48V104ZM125 103H127V104H125ZM3 104V105H2ZM35 104L37 105V107L35 106ZM123 106H122V105ZM11 105H13L14 106V108L15 109H12L11 107ZM49 106V107H51L52 109H51V111H49L50 110V108L48 107V111L51 113H53L54 115H55V113H56V115L58 116V118L60 119V117L62 118V120H64L63 122H61L62 120H58V122H57V120H56V118H57V116L55 115H50V118H52V119H50L48 116H49V114L50 113H46V112H48L47 110H45L47 107L46 106ZM126 105H127V107H126ZM1 106H3V107H1ZM119 106H121V107H119ZM60 107V108H59ZM119 107V108H118ZM122 107L124 108V109H122ZM11 108V109H10ZM19 108V109H18ZM64 108V111L62 110ZM2 110H4V111H6V112H2ZM41 110H45V111H42V116L45 114H48L47 115V118H48V120L43 116V118H45L46 120H45V123H43L42 122V120H43V118H39L40 116H41V113L39 114L38 112L39 111H41ZM62 110V111H61ZM21 111V112H22ZM34 111H36L38 114H36V112L34 113ZM124 111L126 112V115L124 116ZM9 113V114H11L10 116H8V114H6V113ZM45 112V113H44ZM86 112V113H85ZM34 113V114H33ZM105 113V114H104ZM124 113V114H123ZM127 113H128V115H127ZM130 113V114H129ZM2 114V115H1ZM5 114V115H4ZM17 114V115H16ZM24 114H25V116L27 115V118L29 119V124L31 123L30 121H35L34 122V124L35 125H37V126H35L34 124L33 125H28V122H25L26 121V118L24 119L23 117H25L24 116ZM32 114V115H31ZM103 114L105 115V118H106V120L109 122V124H108V126H110V128L112 127V132L114 133V136H115V134L117 135V136H115L114 138H112V141H111V144L109 143V140H110V138H109V136L107 135V137H106V135L104 134L103 136H100L99 134L101 133V132H99V134H97V135H99L100 137L98 138V136L96 135V137L95 136H92V139L90 138V140L91 141H96V139H99L100 141L101 140H103L105 137L107 138V139H109V140H107L108 142L107 143H109L110 144V146H109V144H107L108 145V148H107V146H104L103 147V144L104 145H106V142L103 140V142H102V145L101 146H99V150H101V148L100 147H103V149L105 148V151L104 152H102V150H101V152L102 153H106L105 155L104 154H102L98 149H96V147L94 146V145H100V144H96L95 142H94V145H92V148L94 149L95 148V150H93L92 149V152L94 153V151H95V153H97L96 151L98 150L99 152H100V154H99V152L97 153V154H93L92 155V158L96 155H103L104 157L107 155V156H110V154H111V152L110 153H108L107 151H108V149H115L116 148V150L114 151L115 152V154H114V152H113V154L112 155H114V156H110L111 157V159L109 158V157H103L105 160H109L108 162H109V164L110 165H112V166H110L111 167V169L112 168H114L115 170H110L111 171V175L110 176H114V178H112V177H109L108 175V173L109 172H106V171H108V169H110V167L109 168H107V166H108V162L107 163H105L104 162V159H103V161L101 160L102 158H99V157H97V159H96V156H95V158L94 159H92V160H95V162L97 161V163L95 164L94 162H90L89 163V161H85V158L84 159H82V156H79L78 157V155L76 156L75 155V153H70V155H71V157L69 158V153L64 157V159L65 158H67V156H68V160H66L65 159V161L67 162V163H69V164H67L65 161H63L62 162V160L63 159H61L60 157H57L56 155H52L51 156V159H50V163L52 164H50L51 166H49V164H47V161H48V159L46 160L45 158H44V161H42V162H44V165H45V167H44V169L43 170H40V171H37L36 170V167L34 166V167H32L31 165H29L28 166V168H26V169H28L27 171L25 170V172H23V174H21L20 172V170H18L19 171V173H18V171H17V169H18V167H17V164L19 163V159H11L10 160V165L14 168V170L16 171V175L18 174H20V175H23V178H22V176L20 177V178H22L20 181H22V182H24L25 180H24V178L26 179V175H27V178H31L32 179V181L29 183V182H27V183H29V184H33V185H31V186H29V185H27V184H25V186H29V187H27V189L25 188V187H22V186H24V184L23 183H21V182H19V184L21 183V185H19V187H21V188H18V184H16V183H18V182H15L14 181V184H13V182H12V180L11 179H13V177H16L17 179H20L19 178V176L17 175H15L14 173H15V171H11V170H13L12 169V167L10 166V172H12L13 173V176H12V173H10V179L8 178V184L6 183L5 185H4V187H5V189H4V187L2 186V184H1V182H0V264H59V262H60V264H62L63 262V264H89L90 262V264H103L104 262H105V264L107 263V264H127V262H128V264H130L131 263V261H132V257H131V253L129 252V251H131V250H134V248L136 247V249H137V247H138V244H140V242H138V244H137V242L134 240V239H131V238H133V237H130V229H129V225L130 224H128V227L126 226V224H125V221L124 220H109V219H107V217H105V214H106V212L107 211H110L112 214H122V213H126V212H129V211H132V212H134L135 214H137L138 212H139V210H137V209H135V208H132V207H128V206H124V204H126V203H129V202H131V201H133V200H135L136 202H138V203H141V204H144V202H145V204H149V207H147V208H149V209H146V211H144V213L146 214L145 216H147V214L148 215H150L152 212H153V210L154 209H158V208H161L162 207V204L161 203H159L157 200H156V198H155V196L154 195H152L153 194V190L151 191V190H148V189H146V191H147V194L145 195V186H143V184L144 183H146V182H148L149 181V179L146 181V177L144 178H141L138 182L136 181V178H134V176H130V177H128V178H126V176H124V175H127L128 176V174H126V173H124V174H121L122 172V170L121 169H119V171H117L118 170V168L119 167H121L122 165H127V162L129 161V159H130V153H129V150L126 148L127 147V145H124V144H126V140H127V135H126V127H124V126H122L121 124H119L118 122H116L112 117H110V116H108V114H107V112H103ZM3 115L5 116V117H3ZM6 115H7V118H6ZM37 115H39V116H37ZM13 116L15 117V116H19V118H21L20 120L18 119V120H16V122L19 124H17L16 122H15V120H14V122L16 123H12V121H9V122H6V121H8V120H12V118H13ZM41 116V117H42ZM37 117V118H36ZM66 117V118H65ZM70 117V118H69ZM84 117V118H83ZM178 117H180V114L178 115ZM4 118H6V119H4ZM9 118V119H8ZM67 118H69V120L67 119ZM109 118V119H108ZM183 118V117H182ZM187 119H185V121L184 122H179L178 124L179 125H181V126H179L178 127V124H175L174 125V128H175V131H178V132H181V130H179L178 128H182L183 129V127H184V125H186L187 123V121L186 120H188L189 119V117H186ZM23 119V120H22ZM35 119V120H34ZM38 119H42L41 121H39ZM24 121V126H23V122L22 121ZM54 120V121H53ZM56 120V121H55ZM68 121L67 123H65L66 121ZM46 121H48V123H46ZM50 121H52L53 123H51ZM71 121V122H70ZM125 121H128V120H125ZM22 122V123H21ZM57 122V123H56ZM193 122V123H192ZM25 123H27V125L28 126H26V124ZM72 123V124H71ZM79 123H81V121H79ZM116 123H117V125H116ZM11 124H13V125H11ZM51 126H50V125ZM111 124H113V125H111ZM190 124L191 125H193V126H196V130H198V128H199V126H201V124H200V122H198L197 120H194V121H191L190 122ZM209 125H207L205 128H203L202 130H205V131H201V129L199 130V131H201V132H197L198 133V138H200L199 137V134H200V136L201 137H203V138H206L207 136H211V133L212 134H215V132L217 133L216 135L218 136V138H217V136H216V138L218 139V141L220 140H222L223 142H227L228 144H225V143H223L222 141L221 142H218V144H219V146L217 145V144H214V146L215 145H217L216 146V148L217 149H215V147H213V146H211L210 148H211V152L209 153V154H207V155H211V154H217L218 152H219V154L221 153L222 155H224L225 156V154H226V156H227V153L228 152H230L231 153V155L234 153L235 154V152H234V150L236 149V146H235V148L233 147V145H230V143H232L231 142V138L230 139H226V138H228V137H223L224 136V134L225 133H228V130L227 129H229V127H224V126H222V125H220V124H217V126L215 125L214 126V123H213V121H212V123L210 122V123H208ZM212 126H211V125ZM13 128L14 127V129H13V131H11L12 129H8L10 126ZM220 125V126H219ZM6 126V127H5ZM26 126V127H25ZM68 126H71L73 129L72 130H74V131H76V130H78L79 132H77V133H79V135L81 136V138H79V135L76 133V132H74V131H72ZM116 126H118L117 128H115ZM121 126V127H120ZM10 127V128H11ZM19 127V128H18ZM23 128V130L24 129H26L25 131H23L22 129H20V128ZM29 127V128H28ZM43 127H40L41 128V133L43 132V133H46L47 131H45V130H43ZM217 127H220L219 128V130H221V129H223L222 127H224V129H226V132H225V130H222L223 132L221 133V131L219 132V130H218V128ZM5 128H7V132H6V129ZM31 128H32V130H31ZM39 128V129H40ZM77 128V129H76ZM180 128V129H181ZM216 128H217V131H216ZM38 129V130H39ZM52 128H50V130H51ZM114 129H115V132H114ZM123 129V130H122ZM15 130H17V132H15L14 133V131ZM22 130V131H21ZM37 130V131H38ZM117 130V131H116ZM195 130V131H196ZM207 130V131H206ZM214 130H215V132H214ZM120 131H122V133L120 132ZM126 131V132H125ZM194 131V129L191 131V133H190V131H188L187 133H186V137H188V139H195V138H197V136H194L195 135V133L194 134H192V132ZM212 131V132H211ZM11 132V133H10ZM22 132V133H21ZM23 132H25V134L23 133ZM40 132H38V133H40ZM72 132H74V133H72ZM81 132V133H80ZM204 132H205V134H208V132H209V134L206 136V137H204L203 135H204ZM211 132V133H210ZM225 132V133H224ZM24 134V135H19V134ZM34 133H35V131H34ZM103 133V132H102ZM102 133H101V135H102ZM119 133V134H118ZM121 133V134H120ZM190 133V134H189ZM196 133V134H197ZM224 133V134H223ZM68 134H69V132H68ZM76 134V135H75ZM124 134H125V136H124ZM221 134L223 135L222 136V138H220L221 137ZM93 135V134H92ZM95 135V134H94ZM23 136V137H22ZM76 136V137H75ZM78 136V137H77ZM85 137V139H84V137ZM113 136V135H112ZM193 136H194V138H193ZM212 136H214V135H212ZM214 136V137H215ZM102 137V139H100ZM118 137H122L124 140L123 141H125V142H121L120 141V143L119 142H117V141H115L116 140V138H117V140H118ZM126 137V138H125ZM76 138H79V140H82V138H83V140H84V142H83V140H82V142L80 141L79 143L81 144V145H83L84 147H82L81 145L78 147V139H77V141L75 142V140H76ZM106 138H105V140H106ZM220 138V139H219ZM223 138H225V140L223 139ZM94 139V140H93ZM115 139V140H114ZM39 139H35V143L36 144H38L39 143V147L38 146H36L37 147V150L38 149H41V146L43 145V139L41 140V138H40V141L39 142H36V141H38ZM72 140V141H71ZM86 140V141H85ZM25 141V140H24ZM33 141V140H32ZM98 141V140H97ZM96 141V142H97ZM99 142V141H98ZM97 142V143H98ZM100 142V143H101ZM112 142H115V143H113V144H115L114 146H113V144H112ZM116 142H117V144L119 143L120 145H117L116 144ZM77 143V144H76ZM83 143V144H82ZM121 143H122V145H123V147L124 148H126V149H124L122 146H121ZM225 144V147L223 148V146H221L220 144ZM71 144V145H72ZM34 145V143L31 145V146H33ZM59 145L60 146H63L64 144H60L59 143ZM181 145L182 144H179V148L178 147H176V149L177 150H180L181 148H183L184 147V145L181 147ZM229 145V146H228ZM60 146H58V147H60ZM122 147V148H119V147ZM126 146V147H125ZM231 146V147H230ZM34 147V150H35V145L33 146ZM65 147V146H64ZM81 147V151L79 152V148ZM111 147V148H110ZM214 149H213V148ZM226 147H230V149H232V147L234 148V149H232V150H230V151H227L225 148ZM30 150L32 149V147H28ZM63 147H60V149H62ZM82 148H84L83 150H82ZM227 148V149H228ZM28 149V150H29ZM57 149H59V148H57ZM91 149V148H90ZM107 149V150H106ZM120 149V150H119ZM122 149V150H121ZM124 149V150H123ZM37 150H35V151H33V150H31L30 151V156L32 157V159H31V157L29 156V158H26V162L28 161V162H34L36 159H37V157L36 156H34V154H36L37 153ZM74 150V149H73ZM126 150V151H125ZM222 150H226L227 152H224V151H222ZM33 151V152H32ZM38 151H40V150H38ZM71 151H72V148H71ZM91 151V150H90ZM111 151V150H110ZM128 151V152H127ZM220 151H222V152H220ZM92 152L90 153V154H92ZM118 152H121V153H118ZM126 152H127V154H126ZM216 152V153H215ZM33 155H32V154ZM90 154L88 155V156H90ZM109 154V155H108ZM117 154V155H116ZM120 154V155H119ZM233 154V155H234ZM237 154V153H236ZM235 154V156H234V158L236 157V160L238 161V159H237V156L238 155H236ZM239 154V153H238ZM46 155H48L47 153H46ZM50 153H49V155H48V157L46 156V158H50ZM73 155H75L74 157H73V159L75 158H79L80 160V163L79 162H77L78 161V159H72L71 160V158H72V156ZM81 155V154H80ZM98 155V156H99ZM122 155V156H121ZM228 155L230 156V154L228 153ZM43 156H45V154L43 155ZM203 157H208V156H206V154H205V156L204 155H202ZM57 157V159H52V158H56ZM101 157V156H100ZM115 157V158H114ZM119 157H121V158H119ZM123 157V158H122ZM125 157V158H124ZM261 157H262V159H264V151L262 152V154H261ZM60 158V160L61 161H59L58 159ZM88 158V157H87ZM226 158V157H225ZM238 158H239V156H238ZM31 160V161H29V160ZM33 159H35V160H33ZM90 159V158H89ZM89 159H87V160H89ZM99 159V160H98ZM117 159V160H116ZM121 159L123 160V163H122V161H121ZM240 159V158H239ZM252 159V158H251ZM250 159V160H251ZM254 159V158H253ZM252 159V160H253ZM16 160V161H15ZM56 160H57V162H56ZM69 160H71V162H69ZM81 160L83 161V162H85L84 163V165H82L83 166V168H82V166L80 167V164L82 163L83 164V162H81ZM92 160H90V161H92ZM115 160H116V162L117 161H121V163L122 164H120V162L118 163H115ZM125 160V161H124ZM222 160V159H221ZM232 160H234V161H231V164L233 163V162H235L236 160L235 159H232ZM242 160V159H241ZM240 160V162H242ZM245 159H243V162L242 163H240L239 161V165L235 162V163H233L235 166V169L237 168V170H235V169H232V171L234 172V173H236L235 175H234V173H232V175L236 178V176H239L240 177V179L237 177V179H235L233 176V178L236 180H234L233 178V180L235 181H233L232 180V183H233V187L234 188H232V191H234L232 194H235L236 195V198L237 199H240V205H245V203H246V201H247V199L250 197V196H252L254 193L252 192L253 191V188H254V190L256 191V187L261 183V180H263L264 179V172L262 173V170H261V173L263 174V176H262V174H260V173H258L259 171H257V167H256V165H255V163H257V161L255 160H253V162L252 163H248V162H250L248 159H247V161H244ZM18 161V162H17ZM98 161H100V162H98ZM112 161V162H111ZM127 161V162H126ZM17 162V164L15 165H13V163H16ZM61 162V163H60ZM65 162V163H64ZM75 162V163H74ZM77 162V163H76ZM113 162H114V164H113ZM126 162V163H125ZM244 162L245 163H247V164H249L248 166H249V168H247L248 166H247V164L245 165L244 164ZM60 163V164H59ZM64 163V164H63ZM72 163V164H71ZM79 163V164H78ZM92 163V164H91ZM102 163V164H101ZM125 163V164H124ZM261 163L263 164L264 163V160H262L261 161ZM46 164H47V166H46ZM54 164H56V165H54ZM67 164V165H66ZM73 164H75V166H72L71 167V165H73ZM78 165V168L79 169H77L76 168V166ZM90 165V167L88 166V165ZM93 164H94V166H98L97 168L96 167H92L93 166ZM97 164H101V165H97ZM104 164H106V165H104ZM116 164V165H115ZM118 164H120V165H118ZM232 164V165H233ZM251 164H252V166L253 167H251ZM70 165V166H69ZM85 165L86 166H88L87 168H85ZM104 165V166H103ZM114 165H115V167H114ZM231 165V168L233 167ZM241 165V166H240ZM49 166V167H48ZM53 166H55V167H57V168H55V171L57 170V172H54V173H51L52 171H53ZM59 166V167H58ZM61 166V167H60ZM67 166V167H66ZM101 166V167H100ZM102 166L105 168V166H106V168H107V170L105 169L104 170V172L102 173V178H103V181L105 182V181H108V180H110V178H112V179H115L116 181H117V184H115L116 183V181L115 180H112V181H110L111 183H113V184H115V185H113V184H111V183H106L105 182V185L103 186V191L101 190L100 191V189L99 190H92V191H88V192H84L85 193V197H84V194H83V192H78L77 193V191L74 189V188H77V190L79 191V189H78V187L81 185L80 183H78L77 184V181L76 180H78V182H80V181H82V184H84V183H91V182H93V178L92 177H94L93 176V174L94 173H92V175L91 174H89L90 176H92V177H88V174L86 175V172L88 171V172H94L95 170H93V168L94 169H96V171H99V170H101L102 171ZM118 166V167H117ZM237 166V167H236ZM264 166V165H263ZM65 167V169H63V168ZM100 167V168H99ZM123 167L124 166H122L121 168L123 169ZM126 167V166H125ZM233 167V168H234ZM17 168V169H16ZM50 168H53V169H51L50 170V173L48 172V169H50ZM67 168H68V170H67ZM103 168V169H104ZM116 168H117V170H116ZM241 168V169H240ZM244 168V169H243ZM252 168H254L253 169V171L251 170ZM64 170V171H61V170ZM69 169H71V170H69ZM74 169V170H73ZM76 169L77 170H80V169H84L82 172L83 173H81V174H85L86 176L85 177H83V175L81 176V174H77L76 173ZM91 169V170H90ZM99 169V170H98ZM238 169L240 170V172H239V175H237L238 174ZM243 169V170H242ZM249 169V170H248ZM34 170H36V171H34ZM121 170V171H120ZM24 171V170H23ZM43 171V173L42 174H40L41 172ZM65 171H68L69 172V174H67L68 172H65ZM113 171H117L118 173L120 172V176L121 175H123L126 179H124V177L122 176L121 178L124 180V181H127L126 183H127V185H123V180L122 179H120V176H116V175H119V174H117V173H115V174H113ZM236 171V172H235ZM243 171V172H242ZM247 171H248V174H247ZM252 171V172H251ZM30 172V173H29ZM36 172V173H35ZM40 172V173H39ZM244 172H245V174H244ZM257 172V173H256ZM59 173H60V180H59ZM105 173V174H104ZM253 173V174H252ZM26 174V175H25ZM38 174H40V175H38ZM44 174V175H43ZM50 174H51V176H50ZM57 174V175H56ZM65 174H67L66 176H65ZM251 176H250V175ZM259 174V175H258ZM24 175H25V177H24ZM29 175V176H28ZM49 175V176H48ZM54 175H56V178H55V176ZM69 175V176H68ZM71 175V176H70ZM108 177H107V176ZM262 176L261 177V180H259V181H257V180H255V182L257 181L258 182V184L256 185V183L254 182V179H258L257 177H259V176ZM41 176H43V177H41ZM48 178H47V177ZM63 176V177H62ZM74 176H76V177H74ZM105 176V177H104ZM257 176V177H256ZM107 177V179L105 180L104 178H106ZM242 177V178H241ZM251 177V178H250ZM252 177H254V178H252ZM16 178H15V180H16ZM62 178V179H61ZM65 180H64V179ZM74 178H75V180H74ZM84 178V179H83ZM87 178V179H86ZM165 178V182H167V179H168V181H169V178L171 179V180H173L174 178H176L175 176H170L169 178L168 177H164ZM167 178V179H166ZM39 179V180H38ZM57 180V182H58V180H59V182L61 181V183H58V184H56V181H54V180ZM73 179V180H72ZM135 180V182H134V180ZM142 179H144V180H142ZM163 179V178H162ZM217 179V180H216ZM241 181H239V180ZM244 179V180H243ZM259 179H260V177H259ZM11 180V183H12V185H9V181ZM14 180V179H13ZM52 180V181H51ZM64 180V182L62 183V181ZM72 180V181H71ZM87 180V181H86ZM202 180V181H201ZM199 182H203V178L201 179ZM214 180V182H219V179L218 178H215V179H213ZM247 180H249V182L248 183H250V185L252 186V189H248L249 188V184H247ZM253 180V181H252ZM17 181H19V180H17ZM41 182V183H39L38 184V182ZM48 181H49V183H48ZM50 181H51V185H50ZM65 181H67V184H68V187L67 186H65ZM74 181H76V182H74ZM86 181V182H85ZM114 181H115V183H114ZM205 181V180H204ZM72 184H74V185H72ZM109 182V181H108ZM142 182V185H139V183H141ZM144 182V183H143ZM217 182V183H218ZM252 182H254L255 183V185L252 183ZM10 183V184H11ZM138 183V184H137ZM162 183H164V182H162ZM23 184V185H22ZM46 186V188L43 186V188H42V186ZM59 184H61V185H64L63 187H64V189L65 188H69V189H72L73 190V192H74V190L76 191V194H73V192H68L69 191V189H68V191H67V189H65L67 192H68V194L67 193H65V190L63 189V187H62V190L60 191L59 190V187H57V186H59ZM77 184V185H76ZM80 184V185H79ZM95 184V183H94ZM110 185V187L108 186V185ZM244 184H246V186L244 185ZM12 187L13 189H11L10 187ZM15 185V186H14ZM35 185H38V186H41L40 188L38 187V186H35ZM60 185V186H61ZM72 185V186H71ZM112 185H113V187H112ZM132 185V186H131ZM152 185H155V186H157V183L155 184V183H153ZM165 185V184H164ZM163 185V186H164ZM240 185V186H239ZM247 185H249V186H247ZM38 187V189L37 188H33V187ZM55 186V187H54ZM69 186H71V188L69 187ZM76 186V187H75ZM155 186H153V187H155ZM250 186V187H251ZM254 186H256V187H254ZM2 187V188H1ZM15 187H17L18 188V190H20V191H17L18 192V196L17 195H15V193H17L16 192V188ZM30 187H32L33 189L32 190H30L29 188ZM49 187V188H48ZM51 187V188H50ZM72 187H74V188H72ZM106 187V188H105ZM117 187V188H116ZM126 187V188H125ZM136 187V188H135ZM149 187H151V185L150 186H148V188ZM244 187H248L247 189L246 188H244ZM41 188L43 189V190H41ZM55 188V189H54ZM107 188H111L112 190H114L113 192H112V190L111 189H107ZM152 188V187H151ZM150 188V189H151ZM239 188H240V190H239ZM3 189V190H2ZM28 189H29V191H28ZM129 189V190H128ZM235 189V190H234ZM236 189H237V191H236ZM12 190H14V192L12 191ZM27 190V191H26ZM33 190H35V197H34V195H33V197L31 196L33 193H34V191ZM36 190H37V192H40V193H38L39 195H37V192H36ZM46 190V191H45ZM54 190V191H53ZM64 190V191H63ZM106 192H105V191ZM126 190H127V192H126ZM143 190H144V192H143ZM242 190V191H241ZM250 190H252L251 192H252V194L249 196V193H250ZM7 191V192H6ZM26 191V192H25ZM33 191V192H32ZM46 192V194H44L43 192ZM97 191H99V192H97ZM131 191H133V192H131ZM162 191V190H161ZM244 191V192H243ZM254 191V192H255ZM41 192L43 193V194H41ZM52 192L54 193V192H56V196H54V194H52ZM59 192H62L61 194H63V195H61ZM91 192H93V193H91ZM97 192V193H96ZM101 192V193H100ZM103 192H105V194H112V196L114 195L115 196V199L113 198V197H111V195L110 196H108L107 195V197H109V198H107L106 197V195L104 196V195H102L103 194ZM108 192V193H107ZM117 192H119V193H117ZM148 192H150V194L148 193ZM151 192H152V194H151ZM155 192L156 191H154V194H155ZM2 193H6V194H3L2 195ZM23 193V194H22ZM28 193V194H27ZM81 195H80V194ZM120 193L122 194V195H120ZM127 193H131V195H129V194H127ZM167 193L169 194V191L168 190H164V191H162V194H165V195H167ZM256 193V192H255ZM14 194V195H13ZM31 194V195H30ZM83 194V195H82ZM90 195V196H87L86 197V195ZM98 194H101V195H98ZM28 195V197H26ZM29 195L32 197V198H34V199H32L31 197L29 198ZM36 195H37V197H36ZM41 195V197H42V199L41 198H39V196ZM45 195V196H44ZM49 195V197H47ZM60 195V196H59ZM120 195V196H119ZM134 195V196H133ZM135 195H136V197H135ZM149 195H151V196H149ZM157 197L159 198V196H161V194L159 193H157ZM165 195H162V196H165ZM4 197V198H1V197ZM10 196V197H9ZM13 196H15L16 197V200H13V199H15V197H13ZM55 198H54V197ZM71 196V197H70ZM81 196V197H80ZM153 196V197H152ZM238 196L240 197V198H238ZM248 196V197H247ZM47 197V198H46ZM53 197V198H52ZM70 197V198H69ZM96 197V198H95ZM103 197H104V199H103ZM122 199H121V198ZM128 197V198H127ZM246 197V198H245ZM10 198V199H9ZM12 198V199H11ZM29 198V199H28ZM40 200H39V199ZM107 198V199H106ZM141 198H143V199H145V200H143V199H141ZM25 199V200H24ZM31 199H32V201H31ZM44 199V200H43ZM45 199L47 200V202H48V199H49V201L50 202H48V203H45L46 201H45ZM72 199V200H71ZM109 199V200H108ZM141 199V200H140ZM146 199H151V201L150 200H146ZM244 199V200H243ZM38 200L41 202V204H39V202H38ZM114 200H115V202H114ZM141 201V202H140ZM152 201H154V202H152ZM37 202V203H36ZM149 202V203H148ZM153 203V204H152ZM242 203V204H241ZM36 204V205H35ZM38 204V205H37ZM138 216L140 217V216H143L142 215V212H139L138 213ZM144 217V216H143ZM137 225V224H136ZM129 230V231H128ZM129 232V233H128ZM149 234H150V232H148ZM129 234V235H128ZM146 234H147V232H146ZM148 235V234H147ZM132 236V235H131ZM129 240H130V242H129ZM135 241V242H134ZM132 243V244H131ZM133 243H134V246H133ZM136 244V245H135ZM141 244H146L145 242L144 243H141ZM140 244V245H141ZM131 248H133V249H131ZM132 252V251H131ZM134 252H135V250L132 252L133 254H134ZM131 254V255H128V254ZM128 256H130V260H129V258H128ZM108 259H109V261H108ZM111 259V260H110ZM59 260H61V261H59ZM93 260V261H92ZM95 260V261H94ZM105 260V261H104ZM115 260V261H114ZM55 261V262H54ZM59 261V262H58ZM87 261V262H86ZM103 261V262H102ZM110 261H114L113 263L111 262L110 263ZM27 262V263H26ZM56 262H58V263H56ZM71 262H73V263H71ZM94 262V263H93ZM102 262V263H101ZM116 262V263H115Z\"/></svg>","mask_w":264,"mask_h":264},{"label":"clouds","instance_id":"obj_3","mask_svg":"<svg viewBox=\"0 0 264 264\" xmlns=\"http://www.w3.org/2000/svg\"><path fill=\"white\" fill-rule=\"evenodd\" d=\"M227 5L231 12H221L212 7L209 0H203L200 5L202 22L204 27L213 33V44L222 51L232 56L236 64L244 56L235 54L245 41L250 42V47L245 52H251L255 56H264V15L260 14L256 4L264 6V0H239V5L233 8L237 0H220ZM244 10V15L240 10Z\"/></svg>","mask_w":264,"mask_h":264}]
</instances>
